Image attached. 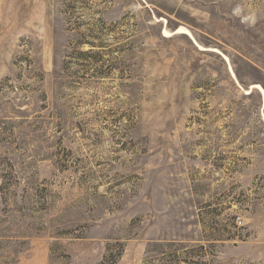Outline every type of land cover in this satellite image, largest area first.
I'll use <instances>...</instances> for the list:
<instances>
[{"label": "rangeland", "instance_id": "obj_1", "mask_svg": "<svg viewBox=\"0 0 264 264\" xmlns=\"http://www.w3.org/2000/svg\"><path fill=\"white\" fill-rule=\"evenodd\" d=\"M263 118L264 0H0V264H264Z\"/></svg>", "mask_w": 264, "mask_h": 264}, {"label": "bare ground", "instance_id": "obj_2", "mask_svg": "<svg viewBox=\"0 0 264 264\" xmlns=\"http://www.w3.org/2000/svg\"><path fill=\"white\" fill-rule=\"evenodd\" d=\"M179 29H180V28H179ZM180 30H183V27H182ZM180 30H178V31H180ZM185 30H186V29H185ZM187 32H188V31H187ZM189 32H190V31H189ZM189 32H188V34H189ZM171 33H172V32H171ZM175 33H176V32H175ZM173 34H174V32H173ZM173 34H172V35H173ZM189 35H190V34H189ZM258 87H259V89H261L260 86H258ZM258 87H257V88H258ZM263 119H264V118H263Z\"/></svg>", "mask_w": 264, "mask_h": 264}]
</instances>
